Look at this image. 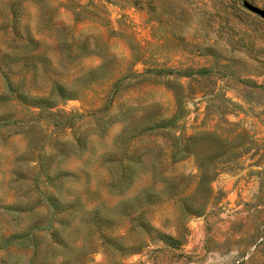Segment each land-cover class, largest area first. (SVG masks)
Returning a JSON list of instances; mask_svg holds the SVG:
<instances>
[{
  "label": "rangeland",
  "instance_id": "374dc122",
  "mask_svg": "<svg viewBox=\"0 0 264 264\" xmlns=\"http://www.w3.org/2000/svg\"><path fill=\"white\" fill-rule=\"evenodd\" d=\"M0 264H264V0H0Z\"/></svg>",
  "mask_w": 264,
  "mask_h": 264
},
{
  "label": "trees",
  "instance_id": "16d2710c",
  "mask_svg": "<svg viewBox=\"0 0 264 264\" xmlns=\"http://www.w3.org/2000/svg\"><path fill=\"white\" fill-rule=\"evenodd\" d=\"M177 112L169 118L164 119L161 121H157L154 123L153 126H150L148 128L153 127H166L168 124H172L173 121H175L177 117ZM192 139V136H190L187 140H185L184 143H180V141L176 140L173 145V151L171 158L175 160H179L188 154H190V143H188V140ZM132 172L131 167L122 168L120 170V175L118 177V185L119 187H126L130 180H131ZM207 180H209L208 172L205 171V173H201L199 177V181L197 184V187L193 194L189 195L186 199L182 200L183 209L185 212L189 214H195L199 215L203 210V205L205 203V200L207 199ZM143 197L147 201L150 200V195L148 191H143L141 194L135 196V197ZM63 221H59L58 225ZM129 224L130 229L134 231V229L138 228L139 233L137 236L133 237L132 240H130L128 243H121L120 248L121 250H124L125 252H137L139 251L144 245H146L147 242H152L156 240H161L165 242L167 245H173L176 244V241H179L180 233L182 229L178 228L177 230V236H172L166 233H163L156 228H154L147 220L144 218V211H140L138 215L131 216L129 218ZM58 227L55 229L58 231ZM59 232V231H58ZM58 244L61 245V242Z\"/></svg>",
  "mask_w": 264,
  "mask_h": 264
}]
</instances>
